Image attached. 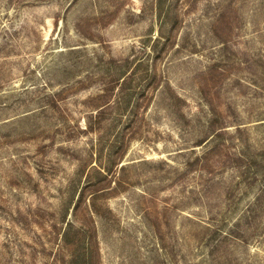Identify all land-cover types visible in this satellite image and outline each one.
<instances>
[{
  "label": "rangeland",
  "instance_id": "374dc122",
  "mask_svg": "<svg viewBox=\"0 0 264 264\" xmlns=\"http://www.w3.org/2000/svg\"><path fill=\"white\" fill-rule=\"evenodd\" d=\"M0 264H264V0H0Z\"/></svg>",
  "mask_w": 264,
  "mask_h": 264
}]
</instances>
